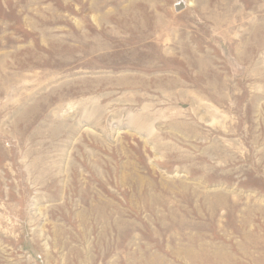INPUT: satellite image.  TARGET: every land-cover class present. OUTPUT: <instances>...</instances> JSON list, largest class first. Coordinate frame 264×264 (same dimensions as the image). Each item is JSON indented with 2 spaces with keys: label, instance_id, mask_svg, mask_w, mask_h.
Instances as JSON below:
<instances>
[{
  "label": "rangeland",
  "instance_id": "374dc122",
  "mask_svg": "<svg viewBox=\"0 0 264 264\" xmlns=\"http://www.w3.org/2000/svg\"><path fill=\"white\" fill-rule=\"evenodd\" d=\"M0 264H264V0H0Z\"/></svg>",
  "mask_w": 264,
  "mask_h": 264
},
{
  "label": "water",
  "instance_id": "95a60500",
  "mask_svg": "<svg viewBox=\"0 0 264 264\" xmlns=\"http://www.w3.org/2000/svg\"><path fill=\"white\" fill-rule=\"evenodd\" d=\"M183 2H181L180 4L177 5L178 10L182 9L184 7V5L182 4Z\"/></svg>",
  "mask_w": 264,
  "mask_h": 264
}]
</instances>
